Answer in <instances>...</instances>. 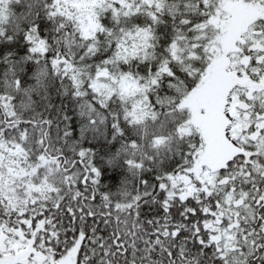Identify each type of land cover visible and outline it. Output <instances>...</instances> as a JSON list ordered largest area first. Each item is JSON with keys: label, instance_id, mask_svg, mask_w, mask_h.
Listing matches in <instances>:
<instances>
[{"label": "snow or ice", "instance_id": "obj_1", "mask_svg": "<svg viewBox=\"0 0 264 264\" xmlns=\"http://www.w3.org/2000/svg\"><path fill=\"white\" fill-rule=\"evenodd\" d=\"M0 264H264V0H0Z\"/></svg>", "mask_w": 264, "mask_h": 264}]
</instances>
